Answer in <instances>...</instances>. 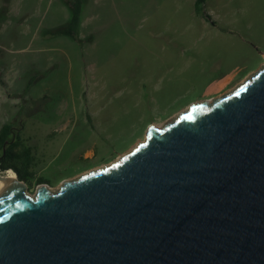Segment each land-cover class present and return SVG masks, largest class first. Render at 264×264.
I'll list each match as a JSON object with an SVG mask.
<instances>
[{
	"label": "rangeland",
	"instance_id": "374dc122",
	"mask_svg": "<svg viewBox=\"0 0 264 264\" xmlns=\"http://www.w3.org/2000/svg\"><path fill=\"white\" fill-rule=\"evenodd\" d=\"M68 1L0 0V127L23 122L50 191L264 64V0H80L75 34Z\"/></svg>",
	"mask_w": 264,
	"mask_h": 264
},
{
	"label": "water",
	"instance_id": "95a60500",
	"mask_svg": "<svg viewBox=\"0 0 264 264\" xmlns=\"http://www.w3.org/2000/svg\"><path fill=\"white\" fill-rule=\"evenodd\" d=\"M11 171L0 264H264V65L55 191Z\"/></svg>",
	"mask_w": 264,
	"mask_h": 264
},
{
	"label": "trees",
	"instance_id": "16d2710c",
	"mask_svg": "<svg viewBox=\"0 0 264 264\" xmlns=\"http://www.w3.org/2000/svg\"><path fill=\"white\" fill-rule=\"evenodd\" d=\"M204 1L195 0L194 10L196 14H202L208 19V14L202 11ZM67 3L72 10L69 21L70 32L75 34L80 21V0H69ZM22 129L21 121L17 125L5 122L0 127V171H2L0 174L11 169L32 189L34 185L47 181L43 176H37L32 168L34 166L32 146L27 144L22 136Z\"/></svg>",
	"mask_w": 264,
	"mask_h": 264
},
{
	"label": "bare ground",
	"instance_id": "6f19581e",
	"mask_svg": "<svg viewBox=\"0 0 264 264\" xmlns=\"http://www.w3.org/2000/svg\"><path fill=\"white\" fill-rule=\"evenodd\" d=\"M264 65V64H263ZM263 67V66H262ZM261 67V68H262ZM258 72V71H257ZM252 78V77H251ZM245 82V81H244ZM243 82V83H244ZM243 83H241V85L243 84ZM233 93V92H232ZM231 93V94H232ZM230 94V93H229ZM228 94V95H229ZM227 96V95H226ZM189 108V107H188ZM187 108V109H188ZM186 109V110H187ZM186 110H184V112H186ZM160 128H162V127H160ZM138 143H141V142H138ZM137 143V144H138ZM133 149V148H132ZM131 149V150H132ZM130 150V151H131ZM121 158V157H120ZM13 175H14V173L11 171V170H8L7 172H5V173H3V174H0V192H1V190H4L6 187H9V186H12V185H14L15 184V181H14V179H13ZM4 177H7V179L6 180H2V178H4Z\"/></svg>",
	"mask_w": 264,
	"mask_h": 264
},
{
	"label": "flooded vegetation",
	"instance_id": "af4514ba",
	"mask_svg": "<svg viewBox=\"0 0 264 264\" xmlns=\"http://www.w3.org/2000/svg\"><path fill=\"white\" fill-rule=\"evenodd\" d=\"M47 183V182H46ZM48 184V183H47Z\"/></svg>",
	"mask_w": 264,
	"mask_h": 264
}]
</instances>
